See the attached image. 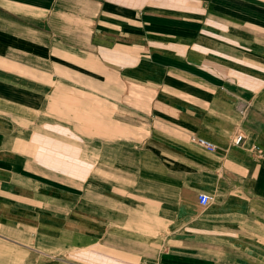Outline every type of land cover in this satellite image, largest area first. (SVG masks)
<instances>
[{
  "label": "crops",
  "instance_id": "crops-1",
  "mask_svg": "<svg viewBox=\"0 0 264 264\" xmlns=\"http://www.w3.org/2000/svg\"><path fill=\"white\" fill-rule=\"evenodd\" d=\"M0 264H264V0H0Z\"/></svg>",
  "mask_w": 264,
  "mask_h": 264
},
{
  "label": "built area",
  "instance_id": "built-area-1",
  "mask_svg": "<svg viewBox=\"0 0 264 264\" xmlns=\"http://www.w3.org/2000/svg\"><path fill=\"white\" fill-rule=\"evenodd\" d=\"M196 140H197V142L199 144L203 145L204 147H206L208 149H214L215 148V146L213 144H211L210 142L206 141L203 138H196ZM240 140H241V136L238 135L236 137V139H235V142L236 143H239ZM197 199H198V203L200 205H202V206H205L206 204H208V202L210 200V198L206 194H204V193H199Z\"/></svg>",
  "mask_w": 264,
  "mask_h": 264
}]
</instances>
